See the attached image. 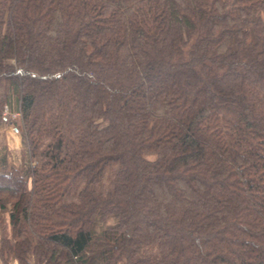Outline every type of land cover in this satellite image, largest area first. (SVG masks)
Segmentation results:
<instances>
[{
    "label": "trees",
    "instance_id": "16d2710c",
    "mask_svg": "<svg viewBox=\"0 0 264 264\" xmlns=\"http://www.w3.org/2000/svg\"><path fill=\"white\" fill-rule=\"evenodd\" d=\"M7 120L4 262L264 264V0H0Z\"/></svg>",
    "mask_w": 264,
    "mask_h": 264
},
{
    "label": "rangeland",
    "instance_id": "374dc122",
    "mask_svg": "<svg viewBox=\"0 0 264 264\" xmlns=\"http://www.w3.org/2000/svg\"><path fill=\"white\" fill-rule=\"evenodd\" d=\"M2 113L3 116L4 113L6 114L8 120L12 119L14 121H20V112L14 110L12 111L7 105H4ZM8 120L5 122H0V151L5 152V154L7 155V164L24 166L26 159L25 152L22 147L21 135L18 131L16 132L14 130V128L16 127L15 124ZM0 168H2L1 162ZM2 234H11L8 212L0 214V237L2 236Z\"/></svg>",
    "mask_w": 264,
    "mask_h": 264
},
{
    "label": "crops",
    "instance_id": "0c3cea01",
    "mask_svg": "<svg viewBox=\"0 0 264 264\" xmlns=\"http://www.w3.org/2000/svg\"><path fill=\"white\" fill-rule=\"evenodd\" d=\"M14 130L17 132L16 128H14ZM18 141H19V140H18ZM3 156L7 159V155L5 154V152L0 151V157L3 158ZM0 159H1V158H0ZM1 160H2V159H1ZM0 264H19V262L17 261V259H15V258L12 257V258L9 260V262L6 263V262H4V261L1 259V257H0Z\"/></svg>",
    "mask_w": 264,
    "mask_h": 264
},
{
    "label": "built area",
    "instance_id": "2783aa9c",
    "mask_svg": "<svg viewBox=\"0 0 264 264\" xmlns=\"http://www.w3.org/2000/svg\"><path fill=\"white\" fill-rule=\"evenodd\" d=\"M4 117H6V114L4 113Z\"/></svg>",
    "mask_w": 264,
    "mask_h": 264
}]
</instances>
